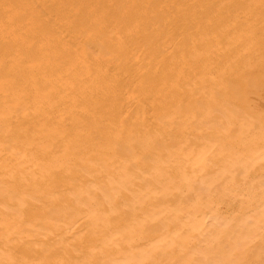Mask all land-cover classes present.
Wrapping results in <instances>:
<instances>
[{
  "label": "bare ground",
  "instance_id": "6f19581e",
  "mask_svg": "<svg viewBox=\"0 0 264 264\" xmlns=\"http://www.w3.org/2000/svg\"><path fill=\"white\" fill-rule=\"evenodd\" d=\"M90 1L93 2L94 7L88 6L91 8L89 11L84 10L76 12L77 8L85 6L84 1L0 0V249H3L2 247H8V251H6L8 252L7 259H5V257L3 258L5 261L7 260V264H83V256L74 250L84 248V245L85 247H91L93 244L91 238L95 236L89 234L87 231L94 228L87 226L82 230L80 229L86 224H89V219L98 220L101 225L99 228L103 226L110 228L112 226L111 223L110 227L107 224H109V222H115V224H113V231L119 233V236H117V238H120L119 241L122 240L124 236L122 231L124 226H127L129 222L137 221V223H142L149 220L151 217L149 212H130V209L129 213L127 210L123 211L124 209L122 208L119 210L120 206H117V203H101L102 200L97 202L100 205L96 203L97 207L95 208L99 206L97 210L98 216L96 210L93 211L89 207L90 196L81 195L82 198L79 202L74 203L77 201L71 200L68 194L71 190H76L81 187L85 188L89 185L87 184L89 178L87 180L84 179L87 178V174L86 176H81L82 178L74 176L83 171L82 169L85 167L87 168L86 170H88L89 167V173L92 171L95 173L98 169L100 172H97L100 174L99 177H96V174H94V176L96 180L104 184V186H113L112 188H115L114 191H116V188H120L119 190L123 192L129 189L131 185L130 188L133 190V194L139 193L137 195H140L141 191L146 187L141 188L139 181L138 184L136 183L137 178H135V173L140 171L135 170V172L134 169H132V171L129 165H125L129 160L127 158V153L125 158L128 160L125 159V161L127 160L126 162H124V158H120L119 155V157H114L117 154H121L129 147L131 149L133 148L129 144L132 143V138L136 140L138 137L139 141L143 142L142 145L144 142H147V144L149 143L151 146L155 143L151 141L153 140L152 135L160 134L162 138L163 136H169L171 140H174H172L171 150L167 147V144L170 143V139H166V142L163 140L164 143H167L166 145L162 144L166 146L170 155L174 153L177 155L176 157L172 156L168 161L164 158L163 160L165 161H163L162 158L164 153L158 151L159 148L157 149L155 147L156 150L154 148L152 154L148 156L151 157L152 163L144 167V162L143 167L145 170L148 168V171L152 175L151 177L157 181L155 183L156 188L152 185L153 189L155 188L154 193H164L161 195L162 197L160 196L163 201L160 206L158 204V198L155 195H153L154 198H152V195L151 198H148L147 204L152 205L153 208L163 207V210L168 212L169 218L176 222H180V220L185 217V214H187V212L184 213V215L181 214V207L179 209L175 208L176 211L172 209L175 202L179 201L178 203H181L180 199L182 200L181 204H183L181 206L184 208L192 207V211L194 210L193 212L191 211L192 213L189 210L191 213L189 216L193 218L194 223L200 225L199 223L204 222L206 219L209 220V217L205 218L207 212L198 213V208L206 203L205 199L208 195L213 193L214 190L213 186L205 185L211 183L210 181L205 183L208 176L219 179L218 181L222 183L231 181L229 180L230 178H234L237 182V177L242 174L240 173L242 171L237 169H244L246 174L243 173L244 176L242 175V179L249 183L248 185H252L250 182L258 178L261 173L260 169H264V161L262 164L257 163V159L261 156V153L264 154V131H261V129L251 123L250 120L243 119L241 122V120L235 118L237 109H248V107L254 103L252 96L264 98V87L261 92L257 91V94H253V92H250L248 89V85L253 84V82L249 83L247 79L250 77H261L260 71L255 68L248 71L245 69L211 68L209 65L196 68V66H200L196 64H191L189 68H187L186 65L181 63H175L173 61L170 63L168 54L164 55L163 58L160 57L161 53H165V50H167L166 48L173 51L171 56H173L176 51L181 53L184 52L186 49H182V47L185 48L188 46L190 48V44L186 43L190 42V40H187L185 43L181 42L182 35H187L188 37L191 35L193 38L197 37V48L208 46L207 42L211 43L212 38L208 39L210 42L207 41L205 37L199 35L192 29L193 26L192 28L187 27V29L181 30L176 37L173 35L165 37V40H162L164 44L162 47H149L151 50L150 53L154 55L153 57H142L145 48V51L148 49L146 44L142 43L143 40H145L144 36L137 32L133 33V30L138 26L142 27L140 32H144L150 28V26L148 27L144 22L137 20L133 21L138 18V15H141L142 12H146L147 16L152 13V18L160 23L174 20L176 16L189 15L193 16L192 23H197L199 21L201 25L206 19L216 22V13L218 9L223 7L224 4L233 6L231 1L225 3V0L222 2L210 0L206 3L205 0H191L192 2L187 4V0H176L179 3L178 10L168 14H166L164 10L171 0L163 2L159 0V2L155 0ZM80 2L83 4L80 5ZM201 2L205 5H202ZM256 2L264 9V0H256ZM244 5L245 0L244 2L235 4L234 11H244ZM225 10L227 11V9ZM134 23L141 24L134 26ZM238 24L237 22V25ZM207 25L213 27L210 24H206V26ZM248 25L250 27L247 30L254 33L253 25ZM89 27H92V29H88ZM151 28L149 31H151ZM213 28L220 29L219 26ZM240 28L242 29V27ZM154 31H156V28ZM158 33L156 38H163L164 33H161L160 30H158ZM70 42L74 43L76 46L74 47ZM120 43H126L131 49L127 48L125 53H120L121 56H114L115 50L113 48L116 45H120ZM93 44L97 47L98 53L89 57L88 60L90 63H93L95 67L91 70L82 68L85 62V56L80 53L82 52L80 50L83 48L86 49V46ZM231 50L234 51L235 49ZM30 51H33V53H30ZM30 54H34L35 56H39L40 54V58L37 62L32 63L30 61ZM151 54L149 55L151 56ZM210 54L211 56H215L212 54V51ZM55 56L58 57L54 58ZM57 59H61V61L57 62ZM103 65L115 66V68H101ZM247 72H249V74ZM240 93L241 95H238ZM126 95H132L133 98L126 99ZM173 115L177 116V118ZM173 120L175 122V127L172 125ZM179 121H182L180 122L181 125ZM176 123H179L180 126L177 127L178 124L176 125ZM242 123H244V126H246L245 123L250 125L249 128L252 129V133H250V131L248 133L244 126H242ZM211 124H216V126L210 127ZM241 128H244L245 131ZM181 130L183 133L180 132ZM199 131L207 133L208 135L210 134L209 138L211 139H208L209 141L207 140L205 144L202 143L203 145L194 144L187 139V137H189L187 135H194ZM192 132L195 133L192 134ZM243 133L245 135L247 133L249 134L246 136L247 139L241 137ZM160 135L159 138L161 137ZM180 135L184 138L183 143H178L176 141L179 139L177 137ZM172 136L174 137L172 138ZM134 139L133 141H135ZM140 144L141 143H139V145ZM149 144L148 146L144 145L143 150L145 147H149ZM116 147L120 150L116 149ZM137 147L139 146L137 145ZM240 147L247 148L249 154H244L243 151H240ZM244 148L242 150H245ZM132 150H130V152ZM134 151H132V154H134ZM138 151L137 148V152ZM149 151H151V149ZM91 152L95 154L99 153V156L101 153L103 154L101 155V159L99 156L95 157L96 159L94 161H97V158L102 160V163H99L97 169L92 165L93 163L90 164L93 158H88V155L92 154ZM168 152H165L166 156H168ZM143 153L141 154L144 155ZM136 154L141 155L140 151ZM179 154H182V156ZM222 156H224L222 160L225 157L228 158V164L231 163L232 168L231 166L228 167L229 165H227V163H225L226 166H223L219 165V160L215 161V159H219L218 157L221 159ZM135 163L137 164L138 162ZM169 163L171 164L166 166ZM174 164L177 165V167H179L180 164V169L176 168L178 171H174ZM221 164H224V162ZM241 165H243L242 168H240ZM123 166L125 167L123 168ZM128 169H130L131 172L128 173ZM235 169L236 171H234ZM198 170L203 172V175L201 174L202 176L200 175L199 178H197L198 175L196 174L193 176L190 175L198 172ZM147 172H144L145 175ZM181 172H183L185 176L180 174ZM228 172L232 174H228ZM107 174L112 176V182L108 180L110 178L107 177ZM125 177L130 180V182H128L129 184L126 183V185H128L127 189L125 184L124 186L122 185L123 181H120V179L122 180ZM146 178L152 181L151 178L148 179L149 177L147 176ZM196 178L197 181L203 178L202 181L205 182L202 188H199L201 189L200 193L195 195L196 197H194L195 199L192 202L193 205L190 206L186 204L189 202H186L187 193H185V191L189 193L188 189L190 188H185L186 190L182 189V192L177 188L180 185L186 187V185L180 184L183 182L186 184L185 180H187V183L189 181L192 183L196 181ZM96 180H93V182ZM261 180L262 179H260V181ZM145 181L146 180H144V183ZM197 181L196 183L202 184L200 181ZM95 183V187H101V185H99L100 183ZM146 183H148V181ZM150 183L152 184V182ZM191 183L190 185L193 187L196 185V183H194V185ZM178 184L179 186L176 187ZM218 184L220 183H217V185ZM238 184L240 183L238 182ZM260 184L261 183H259V185ZM42 185H44V188ZM187 185L190 186L189 183ZM248 185H246V187ZM89 186L92 187L91 184ZM122 186L123 188L125 187V190H123ZM253 186L258 187V185H252V187ZM108 189L110 190V188L107 187V191H109ZM146 189L144 190L146 191ZM217 189L218 188H216V190ZM77 193L79 194V192ZM77 193L74 192V195ZM101 193L102 192H100V194ZM124 193L122 194L124 195ZM109 194L110 196L112 195L111 191ZM29 195H33L35 199L37 197L38 201L31 200L30 198L32 196ZM96 196H98V194H96ZM141 196L142 197L137 199V203L140 202V199H143V195ZM252 196H255V194L250 195V197ZM92 197L94 198V196ZM99 197L102 199L101 196ZM165 197L169 198L167 199ZM246 197L247 194L243 198ZM127 199L129 200L130 198ZM246 199H244V201ZM99 200L100 199H98V201ZM132 201L130 203H132ZM247 203L249 204V202ZM256 203L258 202L255 201L254 204ZM147 204L140 203V206H138L141 209V206L146 207ZM16 207L18 210L13 211L12 208ZM139 207H137V209ZM250 207L252 208V206ZM83 211H85L86 214L82 216L85 217V215L89 214L90 218L81 217L80 214ZM159 211L160 209H156V212H150L153 216L154 213H158ZM251 213L257 216L264 215V203L256 204L254 212ZM135 215L137 218L134 219ZM168 216H166V218H168ZM208 216H211L210 218H214L215 216L213 221H217L218 219V216L216 217L214 211L211 209ZM169 218L168 221H171ZM203 218H205L204 221H202ZM253 218L254 216L252 215L251 218L247 219L253 221ZM168 221L167 223H172ZM26 222H30V225ZM242 222H244V220ZM25 223L28 227L32 224L33 227L42 228L43 232H40V236L36 239L28 238L25 240L26 243L23 241L24 248L18 250V247H20L22 243L20 241L26 236L25 233L27 228L25 229V227L22 226ZM134 223L135 222H133L132 225H135ZM150 224L153 225L154 222ZM196 224H193V227H197ZM258 224L260 225L258 220L253 221V229H256L255 227H257ZM37 228L35 231L34 229L33 231L30 229L32 232L28 230L29 228L27 230L29 233L31 232V235H34L32 233L38 231L39 229L37 230ZM157 228L159 227L156 226L158 232L162 231ZM163 228L164 227L161 229ZM259 228L260 227H258V229ZM204 229H201L202 233H206V230L207 233L209 232V229L205 227ZM240 229H243V227ZM258 229H256L258 231L256 233H259L260 229ZM148 230L150 229H142L140 232L145 235L151 232ZM50 231L52 232L49 233ZM83 231L88 234H83ZM90 232L92 233V230ZM242 232L244 234L245 231ZM129 233L130 232L125 233L124 239L133 240L136 236L133 235V237H131L132 235ZM247 233L250 234L249 232ZM256 233H252L253 235L251 234L247 239L249 240V237H251L253 241V238L262 234L260 233L257 235ZM150 234L152 236L153 232ZM154 234L153 238L149 240L150 244H157L163 240L164 236L156 232ZM98 235L100 234L98 233ZM246 235L244 236L247 237ZM110 236L111 234L109 237ZM236 236L238 235L236 234ZM149 237L148 235V238ZM139 238L144 240L145 237H141L140 235ZM18 239H21L19 241L20 244L15 243ZM99 239H101V237ZM142 239H139L138 243L136 245L133 244V246L140 248L149 243L143 244ZM116 240L115 237V241ZM123 241L124 240H122V242ZM259 243H254V245L245 246L243 248L240 247L241 253L238 250L240 253L238 259L244 257L243 259H245V261L241 262L235 258H228L222 263L219 261L220 264H264V251L262 253L254 249L264 245V242L262 244ZM240 244L241 241L239 244L236 243V245ZM177 246L178 244L176 247ZM90 247L89 249L87 248L88 250L86 251L89 252V250L93 248ZM107 248L111 247L108 246ZM120 248L122 249V247ZM144 249L140 248L139 253H143ZM236 249H238V246ZM114 250L117 249H109V252H114ZM174 252V255H178L177 249H174ZM83 255H86V253H83ZM178 256L172 258L171 255V261L175 263L173 259H178L176 262H181L180 264L186 261H184L182 257L180 261ZM125 257L127 256L125 255ZM125 257L123 259H125ZM198 257V259L201 258L200 256ZM120 258L114 260H121ZM95 259L93 258V260ZM126 259L129 258L127 257ZM162 259L161 257V260ZM106 260L104 262H107ZM96 261L95 263L99 262ZM207 261L208 260H206V262ZM2 262L4 261L2 260ZM2 262L1 264H5ZM148 262H150V260ZM100 263L102 264L103 261ZM118 263L120 264V262ZM133 263L134 262L131 264ZM207 263L211 264V261Z\"/></svg>",
  "mask_w": 264,
  "mask_h": 264
},
{
  "label": "rangeland",
  "instance_id": "374dc122",
  "mask_svg": "<svg viewBox=\"0 0 264 264\" xmlns=\"http://www.w3.org/2000/svg\"><path fill=\"white\" fill-rule=\"evenodd\" d=\"M39 1H43V0H39ZM84 1V3H85V6H81V7H79V8H77L76 9V12H80V11H84V10H87V11H89L91 8H89L88 6H92V7H94L93 6V2L92 1H90V0H82V2ZM155 1H158V0H155ZM159 1H161V2H163V1H169V0H159ZM158 1V2H159ZM192 1H197V0H192ZM191 0H187V4H190L191 2H192ZM201 1V0H200ZM208 1H210V0H205V2L206 3H208ZM212 1H218V2H222V1H224V0H212ZM229 1H231V4L233 3V6H231V5H225L224 4V6L223 7H221L220 9H218V11H217V13H216V22H214V21H212V20H210V19H206V20H204L203 21V24L201 23V25H200V23H199V21L197 22V23H192V20H193V16H189V15H187V16H180V17H178V16H176V18L174 19V20H169V21H167V22H164V23H160V22H157V20L156 19H154V18H152V13L151 14H149L148 16L146 15L147 13L146 12H142V14L141 15H138V18H136V19H134L133 21H135V20H137V21H141V22H144V24H147L148 25V27L150 26V28L151 27H154V28H151V31H149V29H147L146 31H144V32H140V30L142 29V27L141 26H138L136 29H134L133 30V33H139V34H141V35H143L144 36V39L145 40H143V44H146V47L148 48L147 49V51H145L146 50V48H145V50H144V52H143V56L142 57H144V56H147V57H153L154 55L153 54H151L150 53V48L149 47H151V46H156V47H162L164 44H163V41L162 40H165V37H168V36H170V35H173V36H177V34L178 33H180V31L181 30H183V29H187V27H190V28H192V26H193V30H195L199 35H201V36H203V37H205L206 38V40L207 41H209L208 39L209 38H212V41H211V43H208L207 42V45L208 46H206V47H199V48H197V45H196V39H197V37H195V38H193L191 35H189V37L187 36V35H182V37H181V42L182 43H185L187 40H190V42H186V43H189L190 44V48L188 47V46H186L185 48L184 47H182V49H186V50H184V52H179V51H176V52H174L175 54H173V56H171L172 55V52L173 51H171L170 49H168V48H166L167 50H165V53L163 52V53H161L160 54V57H162L163 58V56L164 55H166V54H168L169 55V62L170 63H172L171 61H173V62H175V63H181V64H183V65H186L187 66V68H189V66L192 64V65H200L199 67H197L196 66V68H201V66H206V65H209V66H211V68H229V69H234V70H238V69H240V70H242V69H245V70H252V69H257L258 71H260L259 73L262 75L261 77H256V78H254V77H250V78H248L247 79V81H249V83H251V82H253V84H251V85H248V89H249V91L250 92H253V94H257V91H262V89H263V87H264V9L262 8V7H260L258 4H257V2H256V0L254 1V0H245V5H244V11H242V12H239V11H234V5L235 4H237V3H240V2H244V0H225V3H228ZM240 1V2H239ZM83 3H81L80 2V5H82ZM201 4L202 5H205L203 2H201ZM178 7H179V3L176 1V0H171V2L170 3H168V6L165 8V13L166 14H168V13H170V12H172V11H175V10H178ZM232 7V8H231ZM255 7H257V8H255ZM225 9H227V11L225 10ZM262 9V10H261ZM255 12V13H254ZM220 13V14H219ZM226 13V14H225ZM178 15V14H177ZM175 17V16H174ZM220 17V18H219ZM143 19V20H142ZM222 21V22H221ZM237 22L239 23L238 25H237ZM205 23V24H204ZM139 24H141V23H139ZM139 24H137V23H134V26L135 25H139ZM196 24V25H195ZM206 24H210V25H212L213 27H217V26H219L220 27V29H215V28H213V27H210L209 25H207L206 26ZM241 24V25H240ZM248 24H252L253 25V31H254V33H252V32H250V31H248L247 29L250 27ZM206 26V27H205ZM228 26V27H227ZM240 27H242V29L240 28ZM155 28H156V31H154L155 30ZM252 28V27H251ZM255 28V29H254ZM88 29H92V27H89ZM160 30L161 31V33H164L163 34V38H159V37H157L156 38V35L157 34H159L158 33V30ZM227 29H228V31H227ZM231 29H232V31H231ZM220 32H219V31ZM258 30V31H257ZM242 31H243V33H242ZM165 32H167V33H165ZM248 33V35H247V33ZM250 35H251V38H250ZM252 36H253V38H254V40H253V38H252ZM160 39V40H159ZM210 42V41H209ZM71 43V42H70ZM155 43H156V45H155ZM72 45H74V47L76 46L74 43H71ZM194 45H195V47H194ZM127 48H129L128 47V45L126 44V43H120V45H116L113 49L115 50V54H113L114 56H121V54L120 53H125L126 51H127ZM180 48H181V46H180ZM85 48H83L82 50H80V51H82V52H80L81 54H83V56H85V62H84V64H83V66H82V68H88V69H92V68H94L95 67V65L93 64V63H90L89 62V60H88V58L89 57H92V56H94V55H96L97 53H98V50H97V47L93 44V45H90V46H86V49L84 50ZM129 49H131V48H129ZM231 49H235L234 51H232ZM193 51V52H192ZM212 51V54H214L215 56H211V54H210V52ZM84 52H86V53H84ZM192 52V53H191ZM30 53H33V51H30ZM119 53V54H118ZM178 53H179V55H178ZM187 53V54H186ZM149 54H151V56L149 55ZM31 56H30V61L32 62V63H34V62H37V60L40 58L39 56H40V54H39V56L38 55H36V56H38V57H36L34 54H30ZM180 56V57H179ZM58 56H55L54 58H57ZM179 57V58H178ZM161 58V59H162ZM180 59V60H179ZM155 60V59H154ZM153 60V61H154ZM57 62H60L61 61V59H57L56 60ZM197 61V62H196ZM208 62H209V64H208ZM99 67V66H98ZM101 68H115V66L114 67H112V66H105V65H103V66H101ZM99 69V68H98ZM97 69V70H98ZM100 70V69H99ZM248 74H249V72H247ZM124 79V78H123ZM254 88V89H253ZM264 90V89H263ZM260 92H258V93H260ZM238 95H241V93L240 94H238ZM127 96V95H126ZM253 97V100H254V103L253 104H251V106L250 107H248V109H243V108H240V109H237V113H236V115H235V118H237V119H239V120H241V122H242V120L243 119H246V120H250V122L251 123H253L254 125H256V126H258V128H260L261 129V131L263 130L264 131V98H260V97H257V96H252ZM133 98V96L132 95H128L127 97H126V99H132ZM259 98V99H258ZM259 102H261V103H259ZM239 115V116H238ZM173 116H175V115H173ZM176 118H177V116H175ZM175 119V118H174ZM135 120V119H134ZM175 120H177V119H175ZM180 120H182V119H180ZM86 122V121H85ZM180 122H182V121H179V123ZM255 122V123H254ZM174 123V124H173ZM173 123H172V125H173V127H175L174 125H175V122H174V120H173ZM179 123H176V125H177V127L178 126H180L181 125V123H180V125H179ZM243 125L242 126H244V123H242ZM246 124V126H244V128L246 129V131L249 133V131H250V133H252L251 132V130L252 129H250L249 127H250V125H248L247 123H245ZM213 126H216V124H211L210 125V127H213ZM239 128V127H238ZM243 128V129H244ZM242 129V128H241ZM241 129H240V131H241ZM242 129V130H243ZM245 129H244V131H245ZM248 129V130H247ZM239 131V132H240ZM243 131V132H244ZM180 132H182V130L180 131ZM179 132V133H180ZM196 132V131H195ZM194 132V133H195ZM239 132H237V133H239ZM183 133V132H182ZM193 132H192V134H194ZM241 133H242V131H241ZM244 133H246V132H244ZM242 134V136L241 137H243V138H246L247 139V134L245 135V134ZM204 134V135H203ZM159 135L160 134H158V135H152L154 138H156V139H154L153 137H152V139L153 140H151L152 142H155L154 143V145L152 144V146L149 144V147H145V149L143 150V147H144V145L146 146H148V144H147V142H144V144L142 145V141H139V139H138V137H137V139L135 140L134 138H132V140H131V142L132 143H129L130 144V146L131 147H133L132 149L129 147V148H127V149H125L121 154H117V155H115L114 157L116 158V156H120V158L122 157V158H124V162H126L128 159L130 160H128L127 161V164L125 163V165H129V167H130V169L132 170V169H134V171L136 170V171H140V172H136L135 174H136V176H135V178H137L136 179V183L138 184V181H139V183H140V185H141V188H144L145 186V188L144 189H146V191L143 189L142 191H141V193H140V195H137V194H139V193H137V194H133V190H131V188H130V186H129V189H127L128 188V185H126V183H128V182H130V180L128 179V178H124V179H120V181H123V186H124V184H125V186H126V189L127 190H125L124 188H123V186H122V188H123V190H125V191H121V190H119V189H117L116 188V191H114L115 190V188H112L113 186H107L108 188H110V190L109 191H107V187L106 186H104V184H102L101 182H99V181H97L96 180V178H95V176H94V174H96L97 176L96 177H99V175L100 174H98V173H100L99 171H98V167H99V163L101 164L102 163V160H99V158L101 159L102 158V156L101 155H103L102 153L100 154V156H99V153H92V154H89L88 155V158L90 157V158H93L92 159V161L90 162V164H92L97 170L95 171V173H94V171H92V172H90L89 173V171L88 170H90L89 169V167H88V170H86L87 168L85 167L84 169H82L83 171H81V172H79L78 174H75L74 176H76L77 178H82L83 177V175H85L86 176V174H87V178H84V179H88V181H87V184H91L92 185V187H90L89 185H85L86 187L85 188H87V189H85L84 187H81V188H78V189H74V190H71V191H69L68 192V194H69V196L71 197V200L73 199L74 201H77V202H74V203H78L79 202V200L82 198L81 197V195L82 196H85V195H88V196H90L89 198V207L93 210V211H95L96 210V213H97V215L99 216V214H98V212H97V210H98V208H99V206H98V208H95V207H97L96 206V203L97 202H100L101 200V203L102 202H106V204H112V203H117L116 205L117 206H120V208H119V210L122 208V209H124L123 211H125V210H127L128 212L130 211V209H131V211L130 212H133V211H135V212H142V213H145V212H149L150 214H151V217L149 218V220H146V221H144V222H142V223H137V221H133V222H135L134 224L135 225H132V221L131 222H129L128 224H127V228L124 226V228H123V233H124V236L126 235L125 233H127V232H130L129 234H131L132 236L131 237H133V235H135L136 237H134V239L133 240H131V239H124V236H123V238H122V240H124L123 242H122V240H120L119 241V237L117 238V236H119V233H117V232H115V231H113L114 229H113V224H115V222H109V224H107L109 227H110V223H111V227L110 228H107V227H100L99 228V226H101L100 225V223L98 222V220H96L95 221V219L93 220H91V219H89L88 220V223L89 224H86L84 227H81L80 229L82 230V229H84L85 227H87V226H91V227H93L94 229H89L88 231L87 230H85V231H87L89 234H92L93 236H95V237H93V238H91V242L93 243L92 244V246L90 247V246H86L85 247V245L83 246L84 248H78L77 250H74L75 252H78V253H80L83 257L82 258H84V261H83V264H97V263H99V264H101L100 262L101 261H103V263L102 264H119L118 262H120V264H129L130 262L132 263V262H134L133 264H176L177 262L176 261H178V259H176V260H174L173 259V261H175V263L174 262H172L171 260V255H172V258H176V256H178V255H181V256H178L179 257V260L181 261V259L183 258V260L185 261V262H182V264H208L207 262H210L211 261V264H212V262H213V264L214 263H219L220 264V262L222 263V262H224L226 259H228V258H235V259H238V255L241 253V249H240V247L241 248H243V247H245V246H251V245H254V243H259V240H260V243L262 244L263 242H264V215H262V216H257V215H254V214H252L251 212H254V209H255V207H256V204L258 205L259 203H264V169H260L261 170V173H260V175L258 176V178H256L255 179V181H251L250 182V184H252V185H258V187L256 186V187H252V185H248L249 183H247V182H245L243 179H242V177L244 176V174H246V172H245V170L244 169H237V170H240V171H242V172H240V173H242L239 177H237V179H238V181L236 182V180L233 178V179H229V180H231V181H227L226 183L225 182H223V183H225V184H223L222 182H220V181H218L219 179H214V178H212V177H210V176H208V178L207 177H205V178H207L205 181H202V179L203 178H201V179H198V181H197V178H199V176L202 174L203 175V172L201 171V170H198V172H195L194 174H190V175H198L197 176V178H196V181L197 182H199L200 181V183H202V184H199V183H196V181H193L192 183L189 181L188 183H189V185H190V183L191 184H193L194 185V183H196V185L193 187L192 185H190V186H188L187 184V180H185V183L186 184H184V182L183 183H180V184H182V185H186V187L185 186H179V184L176 186V187H178L177 189L179 190V191H181L182 189H184V190H186V189H188V188H190V189H188L189 190V193H188V191L186 192L185 191V193H187L186 194V196H187V200H186V202H189V203H186V204H188V205H193V200L195 199L194 197H196L195 195H197V193H200V191H201V189H199V188H202V186H203V183L205 182V183H207L208 181H210L211 183L209 184H205V185H211V187L213 186V188H214V190H213V193H211L210 195H208L207 196V198L205 199V201H206V203L205 204H203L200 208H198V213H202V212H204V213H206L207 212V214H206V216H205V218H208L209 217V220H205V218H203V220L202 221H204V222H201V223H199L200 225H197L196 223H194L193 222V218L192 217H190L189 215H191V213L194 211H192V207L191 208H184L183 206H181V205H183V204H181L182 203V200L180 199V202L181 203H178V202H175V205L174 206H172V209H174L175 211H176V209H179L180 207H181V209H182V211H180L181 212V214H183L184 215V213H186L187 212V214H185V217H183L184 218V220H183V218L180 220V222H181V224H180V222L178 221V222H176L175 220H171V218H169V216H168V212L166 211V210H163L164 208L163 207H156V208H153V206L152 205H150V204H147V202H148V198H151V195H152V198H154V196L153 195H155V196H157V198H158V204H159V206H160V204L163 202L162 200H161V198H160V196L162 195V194H164V193H160V194H155L154 192H155V188H156V185H155V183L157 182V181H155V179L153 178V177H151L152 175H151V173L148 171V168H146V170H145V168L144 167H147V165H150V163H152V159H151V157H148L149 156V154L151 155L152 154V150H154V148L156 147L157 149H158V151H160V152H162V153H164V156H166V153L165 152H168V149L166 148V144L167 143H164L163 142V140H165V142L167 141V140H171V138H169V136H166V137H164L163 136V138H162V135H160L161 137L159 138ZM187 135V134H186ZM191 135V134H190ZM187 135V136H189V137H187V139H189L192 143H194V144H202V143H204L205 144V142L208 140V139H211V138H209L210 136V134L208 135L207 133H204V132H201V131H199V132H197L196 134H194V135ZM208 135V136H207ZM249 135V134H248ZM175 136V135H174ZM174 136H172V138L174 137ZM182 135H180V136H178L177 138H179V139H177L176 141L179 143H183V140H184V138L183 137H181ZM198 136V137H197ZM207 136V137H206ZM193 137V138H192ZM136 138V137H135ZM181 138V139H180ZM192 138V139H191ZM133 139L135 140V141H133ZM167 139V140H166ZM199 139V140H198ZM141 140V139H140ZM158 140V141H157ZM161 142H160V141ZM169 140V142L170 143H168L167 144V147L168 148H170V150H171V146H172V140L170 141ZM179 140V141H178ZM194 140V141H193ZM114 141V140H113ZM115 141L117 142V140L115 139ZM174 141V140H173ZM195 141H197V142H195ZM209 141V140H208ZM139 143H141L140 145H139ZM165 144L164 146H163V144ZM207 143V142H206ZM132 144V145H131ZM135 144V145H134ZM157 144V145H156ZM171 144V145H170ZM134 145V146H133ZM137 145L139 146V147H137ZM141 145H142V147H141ZM160 145V146H159ZM170 145V146H169ZM203 145V144H202ZM158 146V147H157ZM163 146V147H162ZM138 148V150L140 151V154L141 153H143V152H145L146 150V152L148 153H143L144 155H139V154H136V153H139V151L137 152V148ZM141 147V148H140ZM150 150L151 149V151H149L148 149ZM156 148H155V150H156ZM167 150H166V149ZM244 148V147H243ZM243 148H239L240 149V151H243L244 152V154L246 153V154H249L248 152H249V150L246 148H244L245 150H242ZM116 149H118V150H120L119 148H117L116 147ZM134 149H135V151H134ZM130 150H132V151H134L133 153L134 154H132V151L130 152ZM141 150H143V151H141ZM166 150V151H165ZM151 152V153H150ZM242 152V153H243ZM125 153V154H124ZM126 153H127V158H125V156H126ZM170 152H168L167 154H168V156H166V157H164L163 156V158H162V160L165 158L167 161H168V159H170V157H176L177 155L176 154H169ZM171 153H172V151H171ZM94 154V155H93ZM132 154V155H131ZM179 155H181L182 156V154H179ZM97 156H99V158H97L98 160L97 161H94L96 158L95 157H97ZM118 156V157H119ZM124 156V157H123ZM147 156V157H146ZM153 156H155V155H153ZM226 156V155H225ZM87 157V156H86ZM157 157V156H156ZM224 156H222L221 157V159H220V157H218L219 159H215V161L216 160H219L220 162H218V163H220L219 165H223V166H226L225 165V163H227V165H229L228 167H230L231 166V168H232V164L231 163H229L228 164V158L227 157H225L223 160H222V158H223ZM125 159H127L126 161H125ZM145 159H146V161H145ZM149 159V160H148ZM225 159H227V160H225ZM163 161H165V160H163ZM264 161V154H262L261 153V156L257 159V163H259V164H262V162ZM135 162H138L137 164L135 163ZM144 162H145V165H144ZM224 162V164H221V163H223ZM129 163V164H128ZM148 163V164H147ZM171 163H169V164H167L166 166H168V165H170ZM210 164V163H209ZM140 165H141V167H140ZM143 165H144V167H143ZM175 165V164H174ZM97 166V167H96ZM139 166V167H138ZM125 166H123V168H124ZM138 167V168H137ZM143 167V168H142ZM221 167V166H220ZM243 167V165H241V167L240 168H242ZM140 168V169H139ZM176 168H178V169H180V164H179V167H177V165H175V167H174V171H178V169H176ZM230 168V169H231ZM130 169H128V173L129 172H131L130 171ZM251 169V168H250ZM141 170H143V171H141ZM87 171H88V173H87ZM133 171V170H132ZM150 173H148V172ZM234 171H236V169L234 170ZM263 171V172H262ZM98 172V173H97ZM147 172V174L145 175V173ZM106 173H108V172H106ZM139 173V174H138ZM142 173H144V174H142ZM244 173V174H243ZM81 174V175H80ZM91 174H93V175H91ZM180 174H182L183 176H185L184 175V173L183 172H181ZM228 174H232L231 172L229 173L228 172ZM143 175H144V178H143ZM201 175V176H202ZM243 175V176H242ZM82 176V177H81ZM146 176L147 177H149L148 179H150L151 178V180L152 181H149V180H147V178H146ZM107 177L108 178H110V179H108V180H110L111 182H112V176H109L108 174H107ZM91 178V179H90ZM193 178V177H192ZM236 178V177H235ZM241 178V179H240ZM211 179V180H210ZM260 179H262L261 181H260ZM93 180H96V181H94L93 182ZM144 180H146L145 181V183H144ZM189 180V179H188ZM233 180H235V181H233ZM89 181H90V183H89ZM92 181V182H91ZM143 181V182H142ZM148 181V183H146ZM202 181V182H201ZM218 181V182H217ZM95 182H98V183H100L99 185H101V187L99 186V187H95ZM150 182H152V184L150 183ZM238 182L240 183V184H238ZM261 183L260 185H259V183ZM95 183V184H94ZM119 183H121V182H119ZM154 183V184H153ZM217 183H220V184H218L217 185ZM230 183V184H229ZM246 183V184H245ZM257 183V184H256ZM263 183V184H262ZM129 184V183H128ZM222 184V185H221ZM97 185V184H96ZM103 185V186H102ZM152 185H154V189H153V186ZM228 185V186H227ZM233 185V186H232ZM238 185V186H237ZM246 185H248L247 187H250V188H247L246 187ZM200 186V187H199ZM217 186V187H216ZM235 186H236V188H235ZM244 186V187H243ZM42 187L44 188V185H42ZM96 189H95V188ZM106 187V188H105ZM198 187V188H197ZM253 189H252V188ZM91 188V189H90ZM113 189V191H112V189ZM121 188V189H122ZM186 188V189H185ZM194 188V189H193ZM216 188H218L217 190H216ZM255 188H256V191H255ZM257 188H260V189H257ZM80 189H82V190H80ZM149 189H151V190H149ZM248 189V190H247ZM118 190H119V192H118ZM184 190H183V193H184ZM260 190V191H259ZM110 191H111V196H110ZM129 191V192H128ZM151 191V192H150ZM199 191V192H198ZM228 191V192H227ZM251 191V192H250ZM255 191V192H254ZM74 192L75 193H77V192H79V194L77 193L76 195H74ZM98 192V193H97ZM100 192H102L101 194H100ZM113 192V193H112ZM125 192V193H124ZM132 192V193H131ZM148 192H150V193H148ZM160 192V191H159ZM182 192V191H181ZM240 192H241V194H240ZM247 192V193H246ZM105 193V194H104ZM121 194V195H119V194ZM122 193H124V195L122 194ZM243 193H244V195H243ZM96 194H98V196H96ZM126 194V195H125ZM147 194V195H146ZM149 194V195H148ZM237 194V195H236ZM246 194H247V199L246 198H243V197H245L246 196ZM251 194H255V196H252V197H250V195ZM94 196V198L92 197V196ZM116 195V196H115ZM137 195V196H136ZM141 195H143V199H140V202H138L137 203V199H139L140 197H142ZM145 195V196H144ZM220 195V196H219ZM234 195V196H233ZM29 196H32L30 199L31 200H33V201H38V198L36 197V199H35V197L33 196V195H29ZM99 196H101L102 197V199L99 197ZM118 196V197H117ZM124 196H126V197H124ZM139 196V197H138ZM241 196H242V198H241ZM262 196V197H261ZM69 197V198H70ZM162 197V196H161ZM190 197V198H189ZM100 199L99 201H98V199ZM104 198V199H103ZM127 198H130L129 200L127 199ZM133 198H134V200H133ZM144 198H145V200H144ZM164 198V197H163ZM165 198H167V197H165ZM169 198V197H168ZM167 198V199H168ZM136 199V200H135ZM244 199H246L245 201H244ZM263 199V200H262ZM133 200V201H132ZM160 200V201H159ZM192 200V201H191ZM229 200V201H228ZM230 200H232V201H230ZM247 200H249V201H247ZM129 201V202H128ZM132 201V203H130ZM146 201V202H145ZM154 201H156V200H154ZM249 202V204L247 203V202ZM258 202V203H256V204H254V202ZM134 202V203H133ZM120 203V204H119ZM130 203V204H129ZM140 203L142 204V203H146L147 204V206L146 207H142L141 206V209H140ZM98 205H100L99 203H97ZM119 204V205H118ZM122 204V205H121ZM126 204V205H125ZM252 204V205H251ZM254 204V205H253ZM132 205V206H131ZM139 205V206H138ZM121 206H123V207H121ZM134 206V207H133ZM177 206V207H176ZM189 206V207H190ZM250 206H252V208L250 207ZM137 207H139L138 209H137ZM174 207V208H173ZM183 207V208H182ZM247 207V208H246ZM133 208H134V210H133ZM143 208H145V209H143ZM150 210H149V209ZM176 208V209H175ZM205 208V209H204ZM248 208H249V210H248ZM135 209H137V210H135ZM156 209L157 210H159L160 209V211L158 212V213H154L153 214V216H152V213L153 212H156ZM185 209H187V210H185ZM203 210V211H200V210ZM210 209L211 210H213L214 211V213H215V215H216V217L218 216V219H217V221L215 222V221H213L214 219H215V216H214V218H210L211 216H208V213H209V211H210ZM12 210L13 211H17L18 210V208L16 207V208H12ZM189 210H190V212H189ZM206 210V211H205ZM244 210V211H243ZM247 210V211H246ZM150 211H152V213L150 212ZM129 212V213H130ZM167 212V213H166ZM234 212V213H233ZM243 212V213H242ZM160 213V214H159ZM243 215H242V214ZM245 213H247V214H245ZM249 213V214H248ZM251 213V214H250ZM84 214H86L85 213V211H83L81 214H80V216L81 217H83V218H90V216H89V214L88 215H85V217L84 216H82V215H84ZM180 214V213H179ZM221 214H222V216H221ZM237 214H241V215H237ZM246 217H245V216ZM254 216V218H253V221H255V220H258V222L260 223V225L258 224L257 225V227H255L256 229H258V227H260L259 229H260V231H259V233H256V232H258L256 229H253V221L250 219H247V218H251V216ZM166 216H168V218L171 220V221H168V218H166ZM240 216V217H239ZM241 216H243V217H241ZM213 217V216H212ZM225 217V218H224ZM262 217V218H261ZM135 218H137V216L135 215L134 216V219ZM192 218V219H191ZM240 218V219H239ZM260 218V219H259ZM166 219V220H165ZM90 220H91V224H90ZM151 220V221H150ZM164 220V221H163ZM244 220V222H242V221ZM246 220V221H245ZM251 221V222H249V221ZM93 221V222H92ZM166 221V222H165ZM167 221L168 222H172V223H167ZM187 221H189V222H187ZM213 221V222H212ZM234 221H235V223H234ZM154 222V224L152 225V224H150V223H153ZM165 222V223H164ZM222 222V223H221ZM27 223V222H26ZM25 223V224H26ZM29 223V225H30V222H28ZM27 223V224H28ZM137 223V224H136ZM167 223V224H166ZM178 225H177V224ZM190 223V224H189ZM196 224L197 225V227L195 226V227H193L194 225L193 224ZM216 223H218V224H216ZM220 223V224H219ZM262 223H263V226H262ZM25 224H23L22 226L23 227H25V229L27 228H29L28 230L29 231H31L30 229H32V231H33V229H34V231H35V229L37 228V227H33L32 226V224H31V226H29L28 227V225L26 224V226H25ZM150 224V225H149ZM157 224V225H156ZM165 224V225H164ZM174 224V225H173ZM243 224V225H242ZM246 224V225H245ZM172 225V226H171ZM205 225V226H204ZM130 228H129V227ZM136 226H138V227H136ZM150 228H149V227ZM153 226V227H152ZM156 226L157 227H159V228H157V229H159V230H162V231H159L158 232V230H156ZM206 228V229H209V234L207 233V230H206V233L204 232V233H202L201 232V229H204V227ZM146 227V228H145ZM162 227H164L163 229H161ZM237 227V228H236ZM243 227V229H240V228H242ZM263 227V228H262ZM136 228V229H135ZM141 228V229H140ZM152 228V229H151ZM245 228V229H244ZM24 229V230H25ZM26 229V236L22 239V241H20L21 239H18L17 241H18V243H17V241L15 242L16 244H20L19 243V241L20 242H22L20 245V247H18V250L19 249H21V248H24V243H26L25 242V240L26 239H30V238H34V239H36V238H38L39 236H40V232H43V229L41 228H37V230L38 231H36V232H34V233H32V234H34V235H31V232L29 233V231ZM105 229H106V231H107V229H108V231H107V234H106V231H105ZM128 229V230H127ZM131 229V230H130ZM142 229H150V230H148L150 233H152L153 232V234H152V236H151V234L149 233H147V234H141V230ZM233 229V230H232ZM258 229V230H259ZM80 230V231H81ZM92 230V233L90 232ZM101 230V231H100ZM104 230V231H103ZM127 230V231H126ZM154 230H155V232L156 233H158L159 235H162V236H164L163 237V240L161 241V242H159V243H157V244H150V239H152L153 238V235H155L154 233ZM205 230V229H204ZM203 230V231H204ZM211 230H213V231H211ZM53 231V230H52ZM52 231H50L49 233H51ZM85 231H83L82 233L83 234H88V233H86ZM97 231V232H96ZM222 231V232H221ZM242 231H245L244 232V234H243V232ZM54 232V231H53ZM101 232V233H100ZM104 234H103V233ZM109 232V233H108ZM113 232H115V233H113ZM132 232V233H131ZM247 232H249L250 234H248ZM45 233H47V232H45ZM55 233V232H54ZM98 233L100 234V235H98ZM135 233V234H134ZM138 233H139V235H138ZM224 233H225V235H224ZM254 234V233H256L257 235H259L260 233H262V234H260V236H258V237H256V238H253V241H252V239H251V237H249V240L247 239L248 238V236H250L251 234ZM101 234H103V235H101ZM111 234V236L109 237V235ZM166 234V235H165ZM236 234L238 235V236H236ZM240 234H242V235H240ZM247 234V235H246ZM252 234V235H253ZM105 235V236H104ZM140 235H141V237L142 236H144L145 238H144V240L142 239V238H139L140 237ZM147 235V236H146ZM148 235L150 236L149 238H148ZM158 235V236H159ZM174 235H175V237H174ZM244 235H246L247 237H245ZM104 236V237H103ZM166 236V237H165ZM173 236V237H172ZM234 236V237H233ZM244 236V237H243ZM97 237V238H96ZM101 237V239H99ZM108 237V238H107ZM115 237H116V239L118 240H116L115 241ZM146 237H147V239H146ZM237 237H238V239H237ZM106 238V239H105ZM137 238V239H136ZM244 238H245V240H244ZM139 239H142L143 241H142V243L144 244V243H147V242H149L146 246H144L145 247V249H144V247H140V248H142V249H144V251H143V253H139V247H135V246H133V244L134 245H136L137 243H138V240ZM183 239V240H182ZM258 239V240H257ZM103 242H102V241ZM108 240V241H107ZM112 240H113V242H112ZM186 240V241H185ZM246 240H248V241H246ZM255 240V241H254ZM23 241H24V243H23ZM126 241V242H125ZM141 241V240H140ZM241 241V244L240 245H236V243H238L239 244V242ZM245 243H244V242ZM258 241V242H257ZM101 242V243H100ZM112 242V243H111ZM116 242V243H115ZM119 242H121V243H119ZM185 242H186V244H185ZM210 242V243H209ZM235 242V243H234ZM98 243V244H97ZM101 245H100V244ZM110 243H111V245H110ZM117 243H118V245H117ZM259 243V244H260ZM109 244V245H108ZM121 244V245H120ZM123 244H125V245H123ZM178 244V248L176 247V245ZM222 244V245H221ZM224 244V245H223ZM106 245V246H105ZM109 247H111V248H107L108 246ZM114 246V247H113ZM118 247V248H116V247ZM127 246H128V249H127ZM131 246V247H130ZM133 246V247H132ZM185 248H184V247ZM194 246V247H193ZM238 246V249H236V247ZM89 247L90 248H92L91 250H89V252L88 251H86V250H88L89 249ZM120 247H122V249L120 248ZM130 247V248H129ZM175 247V248H174ZM3 249H0V259H1V262H2V260L4 261V262H2V263H5V264H7V260L5 261L3 258L5 257V259H7V256H8V252H6V251H8V247L6 246V247H2ZM88 248V249H87ZM107 248V249H106ZM124 248V249H123ZM173 249V251H172V249ZM109 249H117V250H114V252L112 251H110L109 252ZM129 249H131V250H129ZM133 249V250H132ZM148 249V250H147ZM169 249V250H168ZM174 249H177V251H178V255L177 254H175L174 255ZM256 251H261L262 253H263V251H264V245L263 246H260V247H258V248H254ZM5 250V251H4ZM22 250V249H21ZM20 250V251H21ZM108 250V251H107ZM180 250H182V251H180ZM184 250H185V252H184ZM238 250L240 251V253L238 252ZM82 251H84V252H82ZM99 251V252H98ZM138 251V252H137ZM157 251V252H156ZM167 251V252H166ZM223 251H224V253H223ZM19 252V251H18ZM118 252H119V254H118ZM123 252V253H122ZM128 252H130V253H128ZM135 252H136V254H135ZM154 252V253H153ZM181 254H180V253ZM184 252V253H183ZM230 254H229V253ZM260 252V253H261ZM83 253L85 254L86 253V255H83ZM88 253H89V255H88ZM92 255H91V254ZM99 253H100V255H99ZM114 253V254H113ZM128 253V254H127ZM177 253V252H176ZM187 253V254H186ZM200 253V254H199ZM6 254V255H5ZM117 254V255H116ZM121 254H123V255H121ZM156 254H158V255H156ZM167 254V255H166ZM169 254V255H168ZM183 254V255H182ZM185 254V255H184ZM229 254V255H228ZM232 254V255H231ZM264 254V253H263ZM125 255L130 259H126L127 257H125ZM134 255V256H133ZM135 255H136V257H135ZM196 257H195V256ZM97 256H98V258H97ZM99 256H100V258H99ZM103 256V257H102ZM105 256V257H104ZM114 258H113V257ZM120 256H121V258H120ZM137 256H139V257H137ZM143 256V257H142ZM198 256H200L201 258L200 259H198L199 257ZM229 256V257H228ZM102 257V258H101ZM121 259V260H114V259ZM119 257V258H118ZM125 257V259H123ZM133 257V258H132ZM161 257L163 258L162 260H161ZM169 257V258H168ZM177 257V258H178ZM182 257V258H181ZM194 257H195V259H194ZM198 257V258H197ZM93 258L95 259H97V261H99V262H97L96 261V259L95 260H93ZM132 258V259H131ZM140 258V259H139ZM167 260H166V259ZM181 258V259H180ZM185 258V259H184ZM207 258V259H206ZM225 258V259H224ZM244 258V257H243ZM243 258H241L240 257V259H238L239 261H241V262H243V261H245V259H243ZM103 259V260H102ZM106 259H108L109 260V262H108V260H106ZM203 259V260H202ZM90 260H91V262H90ZM107 261V262H104V261ZM136 262H135V261ZM150 260V262H148ZM169 260V261H168ZM182 260V261H183ZM206 260H208L207 262H206ZM217 260V261H216ZM95 261L97 262V263H95ZM112 261V262H111ZM124 261V262H123ZM167 261V262H166ZM171 261V262H170ZM220 261V262H219ZM1 262H0V264H1ZM117 262V263H116ZM130 263V264H131ZM179 264L181 263V262H178ZM177 263V264H178Z\"/></svg>",
  "mask_w": 264,
  "mask_h": 264
}]
</instances>
